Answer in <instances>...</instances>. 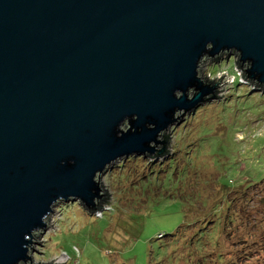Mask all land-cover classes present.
<instances>
[{"label": "water", "instance_id": "obj_1", "mask_svg": "<svg viewBox=\"0 0 264 264\" xmlns=\"http://www.w3.org/2000/svg\"><path fill=\"white\" fill-rule=\"evenodd\" d=\"M233 51L264 91V0H0V264H38L57 203L95 214L111 167L165 155Z\"/></svg>", "mask_w": 264, "mask_h": 264}, {"label": "rangeland", "instance_id": "obj_2", "mask_svg": "<svg viewBox=\"0 0 264 264\" xmlns=\"http://www.w3.org/2000/svg\"><path fill=\"white\" fill-rule=\"evenodd\" d=\"M238 60L233 51L221 53L215 59L207 58L202 63L201 78L216 85V98L199 106L194 113L187 112L181 124L167 130L165 155L145 158L154 163L165 162L182 144L180 136L192 130L189 138L198 135L199 143L191 153L207 178L217 181L218 175L214 173L217 168L221 171L222 184L257 183L250 187L251 198L248 196L234 206L236 222L231 224L228 234L225 231L226 237L220 242L225 249L251 246L252 252L237 264H264V91L261 85L244 77L245 65L241 68ZM192 116L197 119L191 121ZM123 161L126 160H121L100 178L107 202L99 212L90 214L78 201L56 204L48 216L47 230L34 238L36 243L30 254L35 263L48 264L63 254L67 257L64 264H168L162 254L158 257L155 254L159 242H165V238L153 240L184 223L182 206L189 201L180 193H174L177 197L164 198L167 191L170 195L176 190L171 182L166 190H160L163 197L162 194L154 196L150 190L146 201L133 199L132 202V194L138 193L133 187L127 188L128 179H118L119 170H116ZM192 183L193 186L196 182ZM208 187L207 193L203 186L198 190L212 202L220 200L219 186L209 183ZM238 191L242 189L236 188ZM129 203L137 208L135 212L141 218L134 221L128 216ZM199 205L194 202L195 208ZM181 247L171 244L168 253L185 251Z\"/></svg>", "mask_w": 264, "mask_h": 264}, {"label": "trees", "instance_id": "obj_3", "mask_svg": "<svg viewBox=\"0 0 264 264\" xmlns=\"http://www.w3.org/2000/svg\"><path fill=\"white\" fill-rule=\"evenodd\" d=\"M196 119V116L191 117V121ZM191 131L189 130L187 134H184L187 138L186 141L183 139L185 136H180L182 144L173 152L174 156L166 159L165 162L154 163L148 159L150 156L148 158L131 157L121 162L117 168H114L119 170L117 173L118 179L120 181L124 178L128 179L130 183L127 188L132 189L133 187L137 191V195L132 194L131 196L132 202L133 199L146 201L148 196L151 195L150 190H153L154 196H158L162 194L160 190H166L172 183V188L176 190L170 195L167 194L169 193L167 191L164 198L177 197L174 193H178V195L180 193L189 201V204L182 206L185 217L184 223L180 224L175 231L163 234V236L153 240L157 241L160 238L166 240L165 242H159L158 251L155 253L157 257L162 254L164 256L163 261L168 262V264H237L239 259H244L249 255L248 253L252 252L251 246L238 247L236 250L229 249V247L225 249L220 240L223 236L226 237L224 235L225 231L228 234L231 224L236 222L237 210H233L234 206L238 205L241 200L248 199V196L251 198V195H249L250 187L257 183H238L236 186H229L230 183L222 184L221 179L219 180V177L222 176L220 175L221 171L217 168V171H215L213 167L214 173L218 175L217 181L213 182L212 180L215 179L207 178L205 171L198 167L197 160H194L191 153L198 147L199 143L198 135L189 138ZM205 168H207L206 165ZM124 172H127V174H124ZM113 174H116V172ZM129 176H132V178H129ZM192 181L196 182L193 186ZM209 183H216L219 186L220 200L212 202L207 194L198 190V187L203 186L206 192ZM238 187L242 189L241 192H236ZM194 202L199 203V207L195 208ZM144 205H147V202ZM129 206L127 214L131 219L135 221L137 218L142 217L141 215V217H138L139 214L135 212L137 208L132 203H129ZM146 212L148 213V210ZM171 244L178 247L181 245V250L185 251L176 253L173 252L175 250H172L168 253ZM253 244L255 245V243ZM181 261L184 262L181 263Z\"/></svg>", "mask_w": 264, "mask_h": 264}]
</instances>
